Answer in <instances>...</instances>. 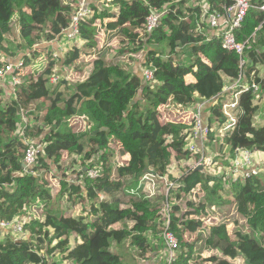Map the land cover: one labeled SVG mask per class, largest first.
Masks as SVG:
<instances>
[{
    "label": "trees",
    "instance_id": "1",
    "mask_svg": "<svg viewBox=\"0 0 264 264\" xmlns=\"http://www.w3.org/2000/svg\"><path fill=\"white\" fill-rule=\"evenodd\" d=\"M195 1L207 4V14L223 13L233 3L232 0ZM73 3V0H0V55L8 52L7 43L13 46L16 42L11 54L18 50L33 54L23 59V67L29 68V77L24 81V77L20 78L23 83L18 85L20 88L15 93L16 102H4L0 89V221L11 222L16 217L29 216L23 226L24 232L27 231L24 239L15 241L7 230L0 233V264H46V253L61 254L68 264H123L120 256L110 252L111 239L117 244L134 247L133 259L146 260L150 251L156 252L146 235L159 236L165 231L176 237L177 251L180 250L171 264H230V260L238 257L245 264H264V207H253L247 200L250 195L264 194V172L245 183L234 184L224 174L205 175L204 171L193 170L188 163L195 162L199 155L185 150L188 126L158 120L159 106L166 108V118H172L176 110L217 97L212 101L208 117L212 129L216 120L224 121L221 99L218 98L224 93V78L231 83L239 80L248 84V91L240 95L237 124L227 137L208 146L216 149L220 158L224 157L227 148L232 158L234 150L244 143L250 144L247 149L264 155V124L255 126L253 122L259 108L254 100L264 94V78H259L257 72V67L264 65V34L258 29L264 14L250 8L240 29L234 32L238 43L246 42L252 34L262 35L257 44L245 46L246 64L240 68L239 56L225 50L221 38L213 36L209 39L200 29V6L187 7V0H109L106 8L98 13L92 7L94 13L80 25L81 47H72L63 56V65L75 70H81L88 60L91 63L88 78L77 83L73 92L68 91L66 95L60 88L67 89L69 82L64 78L57 79L54 90L41 96L44 112L36 114L40 109L35 93L39 96L38 88L44 90L41 84L50 83L56 60L52 50L46 49L43 70H36L35 61H32L37 58L34 45L61 41V31L70 24ZM251 3L259 6L262 0H251ZM114 8L118 10L116 15L110 13ZM163 10L166 12L158 27L145 34L146 18L154 11ZM15 16L19 26L17 34L12 25ZM110 18L116 21L112 25L114 28L105 34L99 46L96 21ZM115 42L118 49L111 46ZM153 44H174L179 49H187L184 55L191 62L174 65L170 61L166 65L151 53L146 62L154 69L155 85L151 87L144 86L139 76L131 72L129 56L143 46ZM135 45L137 47L130 49ZM187 75H192L195 83L186 84ZM253 86L258 89L253 91ZM33 105L34 108L38 106V110L30 109ZM20 111L27 117L21 136L16 134ZM77 115L86 117L88 129L74 132L70 119ZM212 136L213 132H210V141ZM34 140L44 144L43 150L36 158L35 167L23 169L26 143ZM71 149L75 151L71 165L79 166L82 161L79 177L84 174L83 168L94 167L95 158L96 163L101 164L97 178L83 177L85 197L91 204L89 213L94 214L90 217L95 216L90 223L83 215L73 216L61 211L59 206L50 208L51 195L44 190L42 180L32 172H25L50 170L51 164L60 169L62 154ZM125 157L129 159L122 165ZM172 160L188 167L187 171L192 173L185 179L175 180L168 174ZM144 176L171 179L173 183L167 196L146 194L139 185ZM223 180L230 182V189L221 190ZM59 183L63 191L68 189L63 179ZM187 183L191 186L200 184L202 194L192 199ZM209 183L212 185L208 186ZM169 195H173L177 203L169 204ZM99 197H103L100 202ZM227 201L235 204L248 232L229 234L225 224L209 227L203 250L217 251L219 256H195L194 243L203 226L207 207L221 206ZM77 203L75 199L71 201V205ZM122 206L128 208L121 209ZM99 209L103 212L102 217L97 216ZM111 211L127 213L126 218L133 225L109 230L106 214ZM164 221L168 224L160 230L158 227ZM185 233L188 235L186 240L183 239ZM72 235L81 242H72L71 247ZM249 242L256 249L253 250Z\"/></svg>",
    "mask_w": 264,
    "mask_h": 264
},
{
    "label": "rangeland",
    "instance_id": "2",
    "mask_svg": "<svg viewBox=\"0 0 264 264\" xmlns=\"http://www.w3.org/2000/svg\"><path fill=\"white\" fill-rule=\"evenodd\" d=\"M108 1L109 0H93L92 7H94L96 9L95 11L98 13L100 11H103L104 8H106ZM187 2H188L187 7L191 6L192 8H195V7L200 6V13L198 15V24L200 25V29L208 36L214 35L215 32L211 31L209 29V27L207 26V4L205 2L199 3L195 0H187ZM248 3L251 5L252 4L251 0H249ZM263 3H264V0H262L261 4H263ZM117 12H118V10L116 8L111 9V11H110V13L114 14V15H116ZM162 12H163V15H165L166 11L163 10ZM259 12H261V11H259ZM93 13H94V10H93ZM163 15L161 16V18L163 17ZM115 22H116L115 19L112 20V18L104 19L101 22L99 20L96 21V26L98 27V30H99V34L97 37L99 46H101V44L103 43V40L105 38V34L114 28V26H112V25H114ZM12 25L14 28V32L17 34L19 26L17 24V17L16 16L13 19ZM258 29H260L261 32H263L262 34H264L263 22L258 27ZM254 36H255V34H252L250 37H254ZM261 36L262 35L259 34L258 38H261ZM16 38H17L16 40H19V38L17 36H16ZM16 44H17V42H16ZM16 44L11 46L12 45L11 43H7L8 52L0 55V63H2V62L14 63L19 59H24L25 56L29 57V56L33 55V54H31L32 51L30 53H28V52H26L27 50H18L19 52L11 54V52L15 51ZM36 45H34L35 46V48H34L35 53L34 54H35V56H37V58L35 60H32V61H35V63H33V64L36 66V68H37L36 70H38L40 72L43 70V62H44L43 59L46 56L45 55L46 49L52 50V52H55L56 55L58 53L59 59H58V62L55 65V68L53 70V74H54L53 77H58V80L64 78L65 80H67L69 82V87H68L69 89L68 88L65 89L64 87L60 88L61 90H63L65 95L68 93V91L71 94L73 92L74 86L77 83H83L88 78L90 71H91V65L89 63H87L86 66L82 67L81 70H75L73 67H65L63 65L64 54L66 52H68L72 47H77V48L81 47L82 42L79 39H76L75 41H73L71 43H68L65 40H61L58 43L47 44L46 42H44L42 44H38L37 46ZM222 45H223V40H222ZM112 47H114L116 49L119 48V46L116 44V42L114 43V46H112ZM135 47H137V45H135L134 47H131L130 49H133ZM143 47L138 49L137 52L134 53L133 56H129V59H130L129 61H130V63H132L131 72L133 74L139 76L140 78H141V74H142L143 70H145L148 67L146 62L149 61L148 59H149V56L151 55V53H155V57L158 58V60L164 61L166 65H168L170 61L174 65H178L181 63H185V62H191V60H188L186 54L184 55V51H186L187 49H179L174 44H165V45L153 44V45H145ZM180 54H182V56L183 55L184 56L182 57ZM38 58H40V59H38ZM37 59L40 60V62ZM14 77L21 78V79H22V77H24V79H23V81H24L26 79V77H29V68L22 67L21 71L18 74L14 75V76L6 75L2 79H0V89L2 90L1 98H3L4 102H6L8 104H14L16 102L15 93L20 88V86L14 87L12 85L11 81ZM224 80H225V84H226L225 91H232L233 92V90L237 87V85L236 84H229L228 80L226 78H224ZM143 85L144 86L145 85H151V87H152L155 85V82H154V80H152L149 83H143ZM41 86L44 87V90L42 88H40L39 86H37V88L39 87L37 93L40 95L38 96L35 93V96L38 99L41 96H43V94H45V92L51 93L54 90L55 85H51L50 83H42ZM235 96H237V94L234 95V93H233V95H230L227 97V100L229 101ZM212 101L213 100L211 99L209 101H198V102H196V104H194L192 107H190V114H189V112H187L188 110L186 109L185 110L186 112H183L180 115V117H178L176 119V122L190 120L189 119L190 116H191V118H198L199 117L201 119V115L203 114L204 120H202V122H204L205 125H207L208 124V117L210 115V111H211V107H212V103H213ZM254 102L257 103V105L259 106L257 113L255 114L254 120H253V122L256 123V126H258V125L264 124V94H260V95L256 96V99L254 100ZM226 103H228V102H225V104ZM34 106L35 105H33L30 109H34L36 111V110H38V106L40 109L36 114H39V113L44 111V107L38 105V106H36L37 108H34ZM160 108H162V106L158 107V112H159ZM183 109H185V108H183ZM221 109H225V106L221 105ZM177 111L178 110H176V112ZM25 117L26 116L22 111H20L17 115L16 134L19 136L22 135L21 129H23L25 126ZM231 118L234 119V116L230 115L227 118V122L230 121ZM159 119H160L159 122L163 123V119L161 120V118H158V120ZM26 120H27V117H26ZM29 120H30V118H29ZM220 123H223V122L216 120V125L212 130H215L218 127L217 124H220ZM85 124L87 126L86 128H85ZM70 125L72 126L74 132H82L83 130H86L89 128L88 127L89 124L87 125V120L85 118H81L80 116H78V117L76 116V118L71 120ZM223 126L218 129L219 130L218 132H221L224 135H226L230 131V129H223ZM225 137H227V136H225ZM219 139H221V138L217 137V133L213 132V136H212L211 141L208 138H204L201 141V145L203 147L206 146V152H207L208 157L205 158V162H206L205 165H202V163H201L199 166H202V170L204 171L205 175L209 174V175L220 176V174H224L228 180V176L232 175L231 171H232V167L235 163V159L230 158L229 148H227L226 152L223 154L224 157L220 158L218 156L219 152L216 149H211L208 146L213 141L219 140ZM34 141H38V140H34ZM34 141L33 142L27 141V143L34 145V144H36ZM42 145H44V144L42 143ZM249 146H250V144H248V143L239 144L240 149H245ZM39 149L41 150V147ZM42 150H43V147H42ZM217 156H218V160L213 162L214 158ZM74 157H75V151H74V149H71L68 152H64L62 154L61 160L63 162V165L60 166V169H58L56 167V165L51 164L50 170L38 169L35 172L25 170V172L26 173L32 172V175H34V176L38 177L40 180H42L41 184H42L44 190L45 191L48 190V192H50V195H51L52 201L50 203V208L56 209L59 206L61 211L68 212V213L72 214L73 216L83 215L84 217H86V221L88 223H90L92 221V219L95 218V216L93 218L90 217V216H93L94 214H93V212L89 213V211H90L89 209L91 208V204H90V201L87 200V198L85 197L86 196V192H85L86 190H85V184L83 182L84 181L83 176L85 175V173L88 170H86L84 168L85 169V170L83 169L84 174L80 175V177H79L78 173L82 167V164H81L82 161L80 160V163H78L79 166L71 165V163L74 160ZM72 158H73V160H72ZM253 158L258 160V163L260 166V171L264 172V155L257 153L255 156L252 157V159ZM94 160H95L94 161V167L91 168L90 170H97L98 172L99 171L101 172V164L96 163L97 158H95ZM127 160H128V158L123 159L121 161L122 165H125L127 163ZM197 160L195 162H193L191 160L188 163L189 164L188 167L195 169ZM209 160H210V163L207 164V162ZM221 160L225 161V163L221 164L220 163ZM253 164L255 165V162H253ZM35 165H36V160L32 164V167H35ZM188 167H185L181 164H177L175 161L172 160V162L168 168V174L172 178H174L175 180L185 179V178H187V176L189 174L192 173V172L187 171ZM120 168H122V167H120ZM23 169H28V168L25 167ZM191 171H193V170H191ZM61 179H64L66 181V185L67 184L69 185L68 189H66L65 191H63L62 185L59 183V181ZM150 179H151L150 177L144 176L143 178H141V180L139 182V183H141L142 188L146 192V194H149V195L165 194L167 196V191L169 190L171 184L173 183V182H171V179H163V180H158L157 178L151 179V180ZM194 183H196V180ZM221 184H222L221 190H228L231 188V184L229 181L226 182L225 180H223L221 182ZM187 185H190V183H187ZM211 185H212V183H209L208 186H211ZM83 188H84V190L82 191ZM190 188H191V191H190L189 195L191 196L192 199L195 195L199 196L202 194V191L200 190V184L197 183L194 186L190 185ZM76 189H79V191H76ZM169 196L170 197H168V203L169 204H175L176 200H175L174 196L173 195H169ZM182 196H184L183 193H182ZM60 197L62 198V200ZM223 197L227 198V195H224ZM230 198L231 197L229 196L228 199H230ZM73 199L77 200V202H78L77 203L78 205L76 207L70 206V202ZM102 199H103V197H99L98 202H100V200H102ZM247 200L253 207H258V206L264 207V194L250 195L247 197ZM65 205L68 207V209H65ZM125 208H128V206H126V207L122 206L121 207V209H125ZM70 210H72V211H70ZM26 211L28 212V209H26ZM126 214L127 213L119 214L117 211L108 212L106 214V217L109 221V228L108 229L109 230H120L123 227L130 228L133 225V223L126 218ZM102 215H103V212L100 211V209H99L97 216L102 217ZM167 217H168V215H167ZM167 217L165 216V220ZM33 219H36V218H33ZM28 220L29 219H26L25 223ZM167 224H168V221H164L158 228L160 230H162ZM222 224H225L227 226V230H228L229 234H232L235 232H241V233H247L248 232V230L246 228L245 220L237 212L235 204L230 203V201H227L226 203H224L221 206H216V205L209 206V207H207V213H206V217H205L204 222H203V226L197 232L198 237L194 243L195 256H197V254H200L199 256L201 258L207 257V256L210 257V256H214V255L219 256L217 251L215 252V251L210 250V249L209 250H207V249L203 250V248H204V241H205V238H206L207 232H208L207 229L209 227L220 226ZM26 234H27V231L25 232V235ZM187 236H188L187 233H185L183 235V239L186 240ZM146 238H147L149 244L151 246H153L155 248V251H156V252L150 251L146 260L145 259L144 260L133 259L134 258V255H133L134 247H131L127 244L123 245V243L117 244L112 239L110 240V244H111L110 252L115 254V255L120 256L123 264H145V262H147L148 264H169L167 262L168 255H167L166 246H165V242H164V235L160 234L159 236H154L153 234H147ZM80 240H81L80 238H76L74 235H72L70 237L71 247H72V242L77 241L79 243V242H81ZM232 240H234L233 235H232ZM250 244H252L253 250L256 249V246L253 243H250ZM177 253L180 254L179 249H178V251L176 250L174 257L177 255ZM44 260H45L46 264H68L67 262H65L61 258V254H56V253L50 254V255L47 253H46V255L44 254ZM229 262H230V264H245L244 260L240 257L235 258L233 260H230Z\"/></svg>",
    "mask_w": 264,
    "mask_h": 264
},
{
    "label": "built area",
    "instance_id": "3",
    "mask_svg": "<svg viewBox=\"0 0 264 264\" xmlns=\"http://www.w3.org/2000/svg\"><path fill=\"white\" fill-rule=\"evenodd\" d=\"M73 1V11L71 14L70 24L67 28L63 29L60 34L62 38L61 40H65L68 43H71L78 39L80 34L81 22L88 20L93 13L91 8L93 0ZM232 1V5L230 7H227L223 13L207 14V26L211 31L215 32L214 35L217 38H221L223 40V47L225 50L229 52H235L239 56V66L240 68H242L246 64V59L244 58L245 46L249 43H252L254 41V37H250V40L248 39L244 43H238L235 41L234 32L240 29L243 19L250 8L261 11L264 14V3L260 6H252L248 3L249 0ZM162 15V11H154L146 18L144 25L145 34L153 32L158 27ZM214 35H212L211 37H213ZM57 55L55 52L52 53L53 58L56 60L55 63H57L59 59V55ZM23 63V59H19L14 63L2 62L0 66V79H2L6 75L14 76L18 74L23 67ZM142 79L144 83H149L154 80V70L152 68H146L145 70H143ZM51 83L56 84L57 77H53L51 79ZM19 84H21L20 78L14 77L12 79V85L15 87ZM235 84L237 85V87L233 90V92L225 91L224 89V93L218 97L221 99V105L225 106V109H221V114L223 115V118L225 120L223 121V123H220L215 130H212L213 128L211 129L208 124L205 125V123L202 122V120H204L203 114L201 115V119L199 117L191 118L190 116V120L176 122V119L180 117L183 112H186V109L190 114V107L192 106L185 107V109L180 111L178 117L173 121V123H182L188 126V135L184 140L185 150L190 153L199 155L195 167H198L201 163L202 165H205V158L208 157L206 146L203 147L201 145V141L204 138H208L210 140V132H216L218 138L228 136V134H230L234 130L237 124L236 115L239 109L240 95L243 92L248 91V86H242L239 80ZM251 89L255 91L258 89V87L253 86L251 87ZM233 93L234 95L237 94V96L228 101L227 97L233 95ZM216 99L217 98H213L212 100L215 101ZM225 102L228 103L225 104ZM230 115L234 116V119L231 118V120L227 122V118ZM222 126L223 129H230V131L226 135L218 132V129ZM34 142L36 143L34 145L26 143L27 147L24 151L23 163L27 168H30L32 166V164L36 160L37 155L42 151L43 145L38 141ZM40 147L41 150L39 149ZM256 154V152H253L252 150H249L247 148L240 149L238 147L234 150V154L231 159H235V163L232 167V175L228 176L231 178L232 183H245L248 179L252 178L253 176H257L261 172L258 160L255 158L252 159V157ZM253 162H255V165L253 164ZM208 163H210V160L207 162V164ZM83 177L95 179L98 177V171L88 170ZM139 185L142 186L141 183ZM24 224V219H15L11 222L0 221V233L7 230L12 232L15 241H17L18 239H24ZM163 235L168 255L167 262L171 264V262L175 258L174 255L178 248V242L176 237L170 232L165 231Z\"/></svg>",
    "mask_w": 264,
    "mask_h": 264
},
{
    "label": "crops",
    "instance_id": "4",
    "mask_svg": "<svg viewBox=\"0 0 264 264\" xmlns=\"http://www.w3.org/2000/svg\"><path fill=\"white\" fill-rule=\"evenodd\" d=\"M190 17H188V19H189ZM113 20V19H112ZM198 26H200L199 24H198ZM113 30V29H112ZM111 30V31H112ZM208 36V35H207ZM215 36V35H214ZM208 38L210 39V38H212L211 36H208ZM256 40V41H255ZM253 44H257L258 43V34H257V36H254V41L252 42ZM114 44H112V46H113ZM83 59V58H82ZM149 67H151V66H148L147 68H149ZM257 72H258V77L259 78H264V65H262V66H258L257 67ZM143 73V72H142ZM140 78V77H139ZM141 80H142V74H141V78H140ZM185 82H186V84H193V83H195V78L192 76V75H187L186 77H185ZM228 83L229 84H235V83H231L230 81H228ZM226 85V84H225ZM241 85L242 86H248V84L247 83H241ZM145 86H149V85H145ZM47 98H49V96L47 97ZM214 98H217V97H214ZM213 99V98H212ZM200 101H203V100H200ZM198 102V101H197ZM43 103H44V98H37V100H36V104L37 105H40V106H42V107H44V105H43ZM193 106V105H192ZM165 107L164 106H162V108H160L159 109V118H161V120L163 119V122H173L177 117H178V115H179V112L180 111H182L183 109H180V110H178L177 112H176V115H175V117H172V118H166L165 116H166V114H165ZM163 110V111H162ZM44 112V111H43ZM79 115H77V117H78ZM81 118H85L86 119V117L85 116H83V115H81L80 116ZM74 118H76V116L75 117H72L71 119H70V121L71 120H73ZM159 121H160V119H159ZM255 126H256V123H255ZM87 126H86V124H85V128H86ZM84 128V129H85ZM38 142H40L41 144H42V142L40 141V140H38ZM225 152H226V149H225ZM126 158H128L129 159V157H125L124 159H126ZM72 160H73V158H72ZM71 160V161H72ZM189 165V164H188ZM196 168H199V167H195V169H193V170H196ZM84 169V168H83ZM85 170V169H84ZM200 171H203L202 169L200 170ZM63 176V175H62ZM62 180V179H61ZM64 180V179H63ZM64 183L66 184V181L64 180ZM66 187H69V185L67 184V186ZM84 190V188L82 189V191ZM86 192V191H85ZM61 200H62V198H61ZM78 205V204H77ZM77 205H71V202H70V206H73V207H76ZM65 209H68V207L65 205ZM70 211H72V210H70ZM15 219H21V218H18V217H16ZM14 219V220H15ZM22 219H24V220H26V219H29V216H27V217H25V218H22ZM92 222V221H91ZM10 234L12 235V237H13V234H12V232H10ZM216 252V251H215ZM145 264H148L147 262H145Z\"/></svg>",
    "mask_w": 264,
    "mask_h": 264
},
{
    "label": "clouds",
    "instance_id": "5",
    "mask_svg": "<svg viewBox=\"0 0 264 264\" xmlns=\"http://www.w3.org/2000/svg\"><path fill=\"white\" fill-rule=\"evenodd\" d=\"M91 8H92V5H91ZM92 12H93V10H92ZM92 14H93V13H92ZM91 16H92V15H91ZM89 19H90V18H89ZM78 39H79V37H78ZM79 40H80V39H79ZM113 46H114V45H113ZM85 61H86V60H85ZM85 63H89V64H91L88 60H87ZM56 64H57V63H56ZM149 68H152V67H149ZM152 69H153V68H152ZM153 70H154V69H153ZM52 78H53V77H52ZM52 78H51V79H52ZM57 79H58V77H57ZM142 81H143V79H142ZM11 83H12V81H11ZM57 83H58V80H57ZM57 83H56V84L51 83V80H50V84H51V85H55V86H56ZM143 83H144V81H143ZM55 86H54V87H55Z\"/></svg>",
    "mask_w": 264,
    "mask_h": 264
},
{
    "label": "water",
    "instance_id": "6",
    "mask_svg": "<svg viewBox=\"0 0 264 264\" xmlns=\"http://www.w3.org/2000/svg\"><path fill=\"white\" fill-rule=\"evenodd\" d=\"M22 167L25 168V164H24V163H22ZM197 169H198V170H201V169H202V166H199V168H197ZM197 169H196V170H197ZM146 171L149 172V170H146ZM153 175H154V173H153Z\"/></svg>",
    "mask_w": 264,
    "mask_h": 264
}]
</instances>
